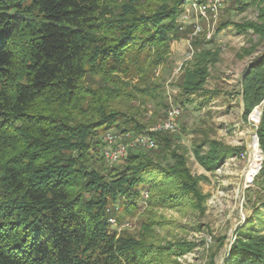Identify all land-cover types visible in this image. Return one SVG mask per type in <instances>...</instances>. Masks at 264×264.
<instances>
[{
	"label": "trees",
	"instance_id": "1",
	"mask_svg": "<svg viewBox=\"0 0 264 264\" xmlns=\"http://www.w3.org/2000/svg\"><path fill=\"white\" fill-rule=\"evenodd\" d=\"M191 3L0 0V264H180L199 247L160 239L150 221L139 236L119 232L142 213V202L149 211L206 209L202 179L174 136L151 128L173 106L201 112L220 96L206 88L220 50L202 40L193 42L173 106L157 76L171 43L191 34L181 23ZM259 17L263 25L233 27L264 37V8ZM242 90L248 123L264 100V53L248 67ZM261 118L264 152V111ZM108 132L147 133L157 149H129L110 166L102 151ZM193 149L209 172L241 151L207 136ZM257 176L256 219L237 229L226 264H264V164Z\"/></svg>",
	"mask_w": 264,
	"mask_h": 264
},
{
	"label": "rangeland",
	"instance_id": "2",
	"mask_svg": "<svg viewBox=\"0 0 264 264\" xmlns=\"http://www.w3.org/2000/svg\"><path fill=\"white\" fill-rule=\"evenodd\" d=\"M242 7L245 8L244 11H240ZM261 8H264V0H226L217 10L211 8L204 14L198 7L190 5L181 17V23L191 34L184 40L171 43L168 66L157 72V76L162 75L167 101L173 106L180 93L177 85L180 83L183 68L194 57L193 42L202 40L205 42L203 47L220 50L219 62L210 67V77L206 84L208 90L220 91V96L209 109L200 112L195 104L189 106L188 112H181L174 117L175 127L172 131L159 129L164 123L159 119L151 127L173 135L175 144L188 157L193 176L202 179L201 190L207 195L205 211L201 214L190 206L149 211L142 202V213L128 220L127 225L119 230L139 236L143 225L150 221L154 223L156 236L160 239L197 243L199 247L180 258V264H226L237 229L245 225L249 218L256 219L254 213L257 206L253 203L257 199L258 189L254 182L263 168L264 152L258 140L262 164L253 182L245 184L252 152L250 146L255 142L257 133L250 121L246 123L243 119L245 104L242 83L248 67L255 64L257 57L264 53V37L252 30L239 34L233 25L247 22L263 25L259 17ZM227 20L233 23L218 33V28ZM244 50L253 51V55H245ZM258 106H262L264 111V100ZM174 108L176 107L173 106L172 109ZM206 112L211 114L207 115ZM205 136L209 137L210 142L241 151L228 159L221 168L209 172L199 163L193 149L195 143ZM204 149V153L210 151L209 147ZM261 213L264 214L263 209ZM256 228L258 229V225ZM220 239L224 241L222 245Z\"/></svg>",
	"mask_w": 264,
	"mask_h": 264
},
{
	"label": "built area",
	"instance_id": "3",
	"mask_svg": "<svg viewBox=\"0 0 264 264\" xmlns=\"http://www.w3.org/2000/svg\"><path fill=\"white\" fill-rule=\"evenodd\" d=\"M226 0H202V2H198V0H192V5L204 14L211 8L213 10H217L223 2ZM181 114V110L179 108L172 109V112L169 115V118L159 127V129H164L168 131H172L175 127L174 125V117L179 116ZM263 108L262 106H258L253 110V112L249 116L250 125L257 131L259 124L262 121ZM105 144L103 154L105 160L108 164L115 165L126 159L129 154V149H137V148H146V149H155L156 145L151 136L147 134H143L138 138H134L130 133L127 135H118L113 132H108L105 134ZM254 141L256 144L258 143V137L255 136ZM112 224H116L114 220H111ZM127 225V224H125ZM124 225V226H125Z\"/></svg>",
	"mask_w": 264,
	"mask_h": 264
},
{
	"label": "bare ground",
	"instance_id": "4",
	"mask_svg": "<svg viewBox=\"0 0 264 264\" xmlns=\"http://www.w3.org/2000/svg\"><path fill=\"white\" fill-rule=\"evenodd\" d=\"M252 148L249 169L246 173L245 184L252 183L255 179L257 173L260 170V165L262 164V152L257 146L256 142H253L250 146Z\"/></svg>",
	"mask_w": 264,
	"mask_h": 264
},
{
	"label": "water",
	"instance_id": "5",
	"mask_svg": "<svg viewBox=\"0 0 264 264\" xmlns=\"http://www.w3.org/2000/svg\"><path fill=\"white\" fill-rule=\"evenodd\" d=\"M252 65V64H251ZM245 107V106H244ZM244 107H243V112H244ZM249 135L251 136L252 134L251 133H249ZM257 145H258V143H257Z\"/></svg>",
	"mask_w": 264,
	"mask_h": 264
}]
</instances>
